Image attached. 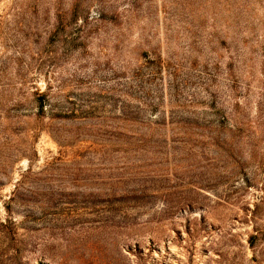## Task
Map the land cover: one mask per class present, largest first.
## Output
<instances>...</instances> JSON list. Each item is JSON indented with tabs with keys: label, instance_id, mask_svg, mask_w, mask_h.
<instances>
[{
	"label": "rangeland",
	"instance_id": "obj_1",
	"mask_svg": "<svg viewBox=\"0 0 264 264\" xmlns=\"http://www.w3.org/2000/svg\"><path fill=\"white\" fill-rule=\"evenodd\" d=\"M0 264H264V0H0Z\"/></svg>",
	"mask_w": 264,
	"mask_h": 264
}]
</instances>
